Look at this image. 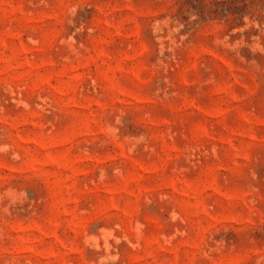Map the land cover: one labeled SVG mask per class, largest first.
<instances>
[{"label":"rangeland","instance_id":"374dc122","mask_svg":"<svg viewBox=\"0 0 264 264\" xmlns=\"http://www.w3.org/2000/svg\"><path fill=\"white\" fill-rule=\"evenodd\" d=\"M0 264H264V0H0Z\"/></svg>","mask_w":264,"mask_h":264}]
</instances>
